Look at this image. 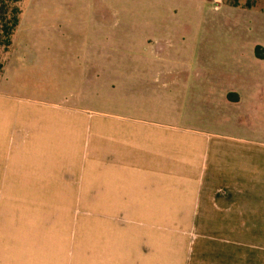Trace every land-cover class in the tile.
Here are the masks:
<instances>
[{"label":"crops","instance_id":"1","mask_svg":"<svg viewBox=\"0 0 264 264\" xmlns=\"http://www.w3.org/2000/svg\"><path fill=\"white\" fill-rule=\"evenodd\" d=\"M179 1L120 20L124 37L153 40L141 56L171 55L159 51L172 44L176 12L194 3ZM95 18L106 30L70 65L65 36L30 34L22 52L11 41L0 73V264H259L252 250L264 244L236 234L264 233V65L202 78L188 66L153 76L141 67L125 83L155 100L125 95L123 112L73 106L69 90L47 101L12 90L10 74L42 62L48 74H96L134 56L115 47L114 20ZM183 46L173 54L191 52ZM38 47L43 61L29 59ZM194 90H203L197 110Z\"/></svg>","mask_w":264,"mask_h":264},{"label":"rangeland","instance_id":"2","mask_svg":"<svg viewBox=\"0 0 264 264\" xmlns=\"http://www.w3.org/2000/svg\"><path fill=\"white\" fill-rule=\"evenodd\" d=\"M229 1L231 0H194L193 5L187 2L184 8L176 12L178 14L176 16L182 21L170 26L172 44L169 50L159 51V53L168 52L171 55L155 57L149 54L141 56L144 55L141 52L145 51H143L145 45L153 46V40L147 41L145 37L135 38L131 35L124 37L125 27L120 22L124 18L155 15L156 10L152 5L155 0H20L19 23L21 25L19 28L17 26L12 36L15 40L14 52L26 50L30 44L26 39L30 34L38 38H41L44 33L49 34L48 36L57 35L56 38L61 35L65 36V58L67 65H70L72 61L80 60L79 53L85 50V44L90 42L94 34H100L106 30V25L102 30L95 27L94 19L99 17L103 19L102 21L114 20L116 22L113 26L108 25L109 29L114 32L115 47L117 50L127 47V51H124L128 52V49H131L129 53H133L134 56H116L113 72L101 71L106 67H99L100 71L96 74L72 73L70 71L73 69L69 66H67L69 68L63 66L64 71L61 73L48 74L44 72L43 62L34 66L30 64L28 66L33 67L34 70L29 68L28 71H20L17 74L13 72L9 75L10 78L12 77L11 84L16 85L12 90L41 101L54 99L58 92L69 93L70 91L81 102L73 106L99 112H123L125 95H128V101L131 104L138 101L147 102L145 99L152 96L140 97L141 90L129 88L126 85L128 83H125L130 76L131 80H135L138 77L135 71L141 67L148 68L147 74L153 76L152 70L156 66H188L196 69V77L202 78L210 74L217 76L221 71H245L264 65V60L256 59L253 54L256 45L264 47V0H255L254 7L249 9L242 5L245 0H239V6L236 7L229 6ZM179 2L180 6H183V0ZM144 4L147 5L144 7ZM131 40H136L133 45H130ZM40 41L43 43L42 40ZM186 41L191 52L188 54L178 52L174 55V50L184 48ZM51 43L58 45L59 41ZM56 48L58 50L57 46ZM9 51L10 48L4 54V63ZM41 52L43 53L41 47L33 49L29 52V59L39 58L43 61L44 57ZM74 55L77 56L74 57ZM25 60L29 61L27 58ZM52 65L55 63L52 62ZM46 66H48L47 63ZM124 66L127 67L125 72H122ZM128 66L134 73H127ZM220 76L224 77V74ZM74 78L82 80L81 89L78 84L76 85ZM221 81H225V77ZM54 84H57L55 87L58 89L55 91L52 89V91L49 87ZM194 92L195 110L199 106L203 108L204 106L201 105L204 100L203 90H194ZM153 99L148 98V101ZM236 239L258 241L264 244V233L236 234ZM252 251L258 253V263L264 264V249H253Z\"/></svg>","mask_w":264,"mask_h":264},{"label":"trees","instance_id":"3","mask_svg":"<svg viewBox=\"0 0 264 264\" xmlns=\"http://www.w3.org/2000/svg\"><path fill=\"white\" fill-rule=\"evenodd\" d=\"M20 0H0V73L4 66V54L11 46L12 36L19 24L21 9ZM255 0H245L243 7H254ZM229 6H239V0H231ZM254 56L259 59L264 58V47L256 45L253 49Z\"/></svg>","mask_w":264,"mask_h":264}]
</instances>
